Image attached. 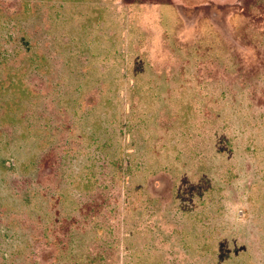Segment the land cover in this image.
Returning <instances> with one entry per match:
<instances>
[{
    "label": "rangeland",
    "instance_id": "rangeland-1",
    "mask_svg": "<svg viewBox=\"0 0 264 264\" xmlns=\"http://www.w3.org/2000/svg\"><path fill=\"white\" fill-rule=\"evenodd\" d=\"M0 264H264V0H0Z\"/></svg>",
    "mask_w": 264,
    "mask_h": 264
}]
</instances>
